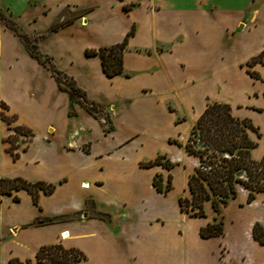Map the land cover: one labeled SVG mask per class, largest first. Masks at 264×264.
<instances>
[{
  "label": "crops",
  "instance_id": "1",
  "mask_svg": "<svg viewBox=\"0 0 264 264\" xmlns=\"http://www.w3.org/2000/svg\"><path fill=\"white\" fill-rule=\"evenodd\" d=\"M0 11L28 36L61 23L36 48L104 106L110 126L77 104L68 115L66 92L0 23V178L54 185L36 203L24 189L0 195V264H39L34 253L52 243L81 251L77 264H264L251 234L254 223L264 228L263 192L246 202L237 185L218 215L208 203L201 217L177 205L196 165L184 143L207 103L248 119L259 134L249 132L250 158L264 155V65L249 68L257 78L244 65L264 45V0H0ZM131 28L122 72L107 77L84 50L118 43ZM157 155L172 166L139 165ZM155 174L170 176L166 193L152 185ZM74 211L79 218L34 223ZM214 216L222 232L201 237Z\"/></svg>",
  "mask_w": 264,
  "mask_h": 264
},
{
  "label": "trees",
  "instance_id": "2",
  "mask_svg": "<svg viewBox=\"0 0 264 264\" xmlns=\"http://www.w3.org/2000/svg\"><path fill=\"white\" fill-rule=\"evenodd\" d=\"M0 23L8 28L18 38L24 50L38 63L49 70L54 77L58 89L66 92L68 96V115H73V105H79L85 112L98 119L104 131L110 129L108 116L104 106L88 99L83 90L77 87L71 77L55 69L50 58L41 54L36 48V40L47 32L55 30L61 23H54L48 30L36 36L26 35L21 28L0 11ZM118 43L86 48V55H97L100 59L102 71L107 77L122 72L121 55L125 46L127 35ZM255 63L264 65L263 48L250 57L244 65L250 76L257 78V74L249 68ZM264 95V91H263ZM4 118V116H2ZM16 131H21L15 127ZM259 134L256 128L246 118H238L230 113L229 106L225 103H207L200 115L192 125L184 143L187 154L196 158V165L186 180L187 195L177 198L179 211L191 217L204 216L203 206L208 203L212 211L218 215L220 209L236 194V186L246 189V202L254 198L256 192L264 193V155L258 159L250 158L249 151L256 145L249 132ZM160 165L169 169L172 166L163 155H157L152 160L140 162L141 167ZM152 185L156 191L166 193L171 188L170 176L163 183L159 174L152 178ZM54 188L51 183L44 181H27L22 177L0 178V195L10 194L13 190L24 189L32 199L37 202L38 192L50 193ZM16 199V196H13ZM79 211L60 214L51 217H39L35 224L49 223L62 220L79 218ZM92 216L108 220V214L101 211H92ZM222 232V219L214 216L212 221L199 228V235L203 238L216 236ZM252 237L260 244H264V228L254 223L251 228ZM84 258L81 251L73 247H63L60 243L45 244L38 247L34 253V262L39 264H77ZM9 264H32L30 259L19 261L16 258L9 260Z\"/></svg>",
  "mask_w": 264,
  "mask_h": 264
},
{
  "label": "rangeland",
  "instance_id": "3",
  "mask_svg": "<svg viewBox=\"0 0 264 264\" xmlns=\"http://www.w3.org/2000/svg\"><path fill=\"white\" fill-rule=\"evenodd\" d=\"M22 132H25V131H22Z\"/></svg>",
  "mask_w": 264,
  "mask_h": 264
},
{
  "label": "water",
  "instance_id": "4",
  "mask_svg": "<svg viewBox=\"0 0 264 264\" xmlns=\"http://www.w3.org/2000/svg\"><path fill=\"white\" fill-rule=\"evenodd\" d=\"M82 216H84V215H82Z\"/></svg>",
  "mask_w": 264,
  "mask_h": 264
}]
</instances>
